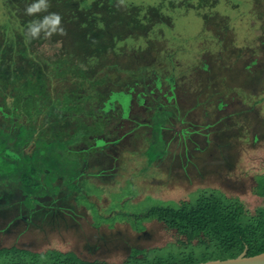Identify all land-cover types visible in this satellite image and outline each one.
<instances>
[{
    "label": "rangeland",
    "instance_id": "1",
    "mask_svg": "<svg viewBox=\"0 0 264 264\" xmlns=\"http://www.w3.org/2000/svg\"><path fill=\"white\" fill-rule=\"evenodd\" d=\"M35 2L0 0V126L24 124L49 139L88 130L73 145L82 190L45 201L76 215L58 224L45 209L29 213L21 193L0 197V247L122 264L134 248L177 241L157 219L133 224L159 201L215 189L251 214L264 207L253 192L264 173V0H47V11L26 15ZM50 13L64 34L28 38L29 22ZM161 105L173 111L169 145L149 164Z\"/></svg>",
    "mask_w": 264,
    "mask_h": 264
},
{
    "label": "trees",
    "instance_id": "2",
    "mask_svg": "<svg viewBox=\"0 0 264 264\" xmlns=\"http://www.w3.org/2000/svg\"><path fill=\"white\" fill-rule=\"evenodd\" d=\"M130 100L131 94L127 91V101L130 103ZM157 111L151 123V145L146 150L149 164L163 158L169 145L165 129L173 111L162 105ZM0 112L6 113L2 105ZM122 117H125L123 113ZM11 119L13 120L12 115ZM15 128L10 129L6 124L0 126V197L12 192L21 193L29 213L45 209L41 214L47 213L46 219L54 224L76 221V215L67 211L63 204L48 209L45 201H60L63 189L75 192L82 190L78 181L82 173L81 163L73 151V145L89 131L78 130L73 137L67 139H49L44 136L38 138L37 130L24 124ZM123 135L124 133H120V136ZM35 138L37 149L32 153L25 152L24 148ZM255 182L254 194L264 199V173L255 175ZM132 216L133 220L140 222L138 227L133 221L138 230L144 228L143 220L157 219L167 229L176 232L177 241L171 244L170 249L134 248L122 264H197L235 258L244 251L248 256L264 252V207L251 214L241 199L228 197L219 190H201L191 201L179 204L159 201L143 213ZM90 244L88 247L91 251L100 249L99 245ZM0 264L115 263L86 259L74 250L50 249L36 252L11 245L0 247Z\"/></svg>",
    "mask_w": 264,
    "mask_h": 264
},
{
    "label": "clouds",
    "instance_id": "3",
    "mask_svg": "<svg viewBox=\"0 0 264 264\" xmlns=\"http://www.w3.org/2000/svg\"><path fill=\"white\" fill-rule=\"evenodd\" d=\"M48 7L47 0H37V2L26 6L25 14L33 15L41 11H47ZM61 19L59 14L50 13L42 21H31L28 24L26 36L30 39H39L41 32L44 33L46 38L51 37L53 34L63 35L65 30L62 27Z\"/></svg>",
    "mask_w": 264,
    "mask_h": 264
},
{
    "label": "water",
    "instance_id": "4",
    "mask_svg": "<svg viewBox=\"0 0 264 264\" xmlns=\"http://www.w3.org/2000/svg\"><path fill=\"white\" fill-rule=\"evenodd\" d=\"M197 264H264V252L253 256H248L247 252L244 251L235 258L215 259V260L200 262Z\"/></svg>",
    "mask_w": 264,
    "mask_h": 264
}]
</instances>
